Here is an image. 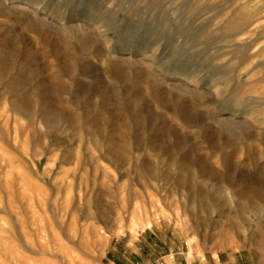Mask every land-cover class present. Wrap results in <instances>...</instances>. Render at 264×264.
<instances>
[{"label":"rangeland","instance_id":"rangeland-1","mask_svg":"<svg viewBox=\"0 0 264 264\" xmlns=\"http://www.w3.org/2000/svg\"><path fill=\"white\" fill-rule=\"evenodd\" d=\"M263 190L264 0H0V264H109L145 228L264 264Z\"/></svg>","mask_w":264,"mask_h":264},{"label":"crops","instance_id":"crops-1","mask_svg":"<svg viewBox=\"0 0 264 264\" xmlns=\"http://www.w3.org/2000/svg\"><path fill=\"white\" fill-rule=\"evenodd\" d=\"M116 245L127 249L117 248L112 260L107 261L109 264H250L251 262L243 255H230L224 251L217 252L215 256L202 253L200 257H193L187 254L186 244L180 237L167 231L162 232L159 228H155V231L143 229L131 241L129 247L123 242ZM113 250L116 251L115 248Z\"/></svg>","mask_w":264,"mask_h":264},{"label":"bare ground","instance_id":"bare-ground-1","mask_svg":"<svg viewBox=\"0 0 264 264\" xmlns=\"http://www.w3.org/2000/svg\"><path fill=\"white\" fill-rule=\"evenodd\" d=\"M25 15V14H24ZM15 20H17V19H15ZM105 20V19H104ZM14 21V20H13ZM14 23V22H13ZM15 24V23H14ZM45 24V23H44ZM43 24V25H44ZM52 25V24H51ZM69 25V24H68ZM82 26V25H81ZM15 27V26H14ZM27 28L30 30V31H33L34 32V34H36L37 36H38V38H40V40H41V42L40 43H38V44H40V48L41 47H43V48H46V47H50L51 48V50L49 49V48H46V50L47 51H45L44 49H42V50H44V52H48V50H50L51 52H52V54L54 55V59L56 58L57 60H59V59H61V64H59V62L60 61H58V66H59V68H60V70H68V69H71V68H76V60L74 59V60H72L73 59V57L71 56L72 55V53L69 51V50H67V49H62V50H60L59 48H58V46H59V44H62V43H64V44H68L67 42H65V41H68L67 39H64L63 38V36H60L59 34H57V35H53V33H51V32H42L41 30H39L38 29V26H37V24L35 23V22H29L28 24H27ZM44 28V27H43ZM59 29V28H58ZM63 30V29H62ZM70 30V29H69ZM73 30V29H72ZM84 30V29H83ZM70 32V31H69ZM71 33V32H70ZM80 35L78 36V37H76V43L78 44V45H87V43L85 42V38L84 37H86L85 36V34H84V37H83V35L81 36V33H79ZM55 39V40H54ZM65 46V45H64ZM92 47V46H91ZM90 47V49H92ZM85 48H89V46L88 47H85ZM35 51V50H34ZM13 52H14V50H13ZM28 53H30V52H28ZM35 53V52H34ZM34 53H32V55L34 54ZM42 53V52H41ZM45 54V53H44ZM27 55H29V54H27ZM43 55V54H42ZM52 55V56H53ZM30 57H32L31 55H29ZM30 57H28V58H30ZM2 59H3V62H5V59L2 57ZM57 60H55V61H57ZM86 60V59H85ZM30 61H31V59H30ZM52 61H54V60H52ZM78 61H80V60H78ZM87 61V60H86ZM32 62V61H31ZM82 63H83V61H81ZM85 62V61H84ZM29 63V62H28ZM56 63L57 62H55V65H56ZM30 64V63H29ZM84 64V63H83ZM58 67H57V69H59ZM120 68H121V65L120 64H117V63H114V64H112L111 66H109V67H107L106 68V71H115V74H118V75H120V73L118 72L119 70H120ZM59 70V71H60ZM86 70V69H85ZM59 71H58V77L59 76H61V73H59ZM88 71V70H87ZM62 72V71H61ZM92 72V71H91ZM35 75V73L33 72H31L30 74H28L27 76H26V74H25V76L24 77H26L25 78V80L26 79H28L29 78V76L31 77V76H34ZM56 77H57V75H54L53 77H51V79H53L54 80V82H55V79H56ZM117 78H119V77H116V79ZM16 79L17 78H15V79H13V81L10 83V85H9V92L11 93V92H15L16 91V87H18L17 86V84H16ZM24 80V81H25ZM31 80V79H30ZM77 83V85H80V83H79V81L78 82H76ZM76 85V86H77ZM82 85V84H81ZM38 89L39 90H41L42 89V84H40L39 86H38ZM76 90V89H75ZM68 90H66L61 84H59L58 82H55V84H54V86H53V89H52V91H50L51 93H54V94H56V95H62V94H66V92H67ZM83 92V91H82ZM82 92H80V93H82ZM16 94V93H15ZM28 94V93H27ZM28 96V95H27ZM26 97V96H25ZM76 96L74 95L73 96V98H72V100H74L75 102H80V101H78L79 99H77V98H75ZM107 99H105L104 100V102L106 101ZM180 100V99H179ZM180 103V102H179ZM108 104V103H107ZM107 104L105 105V106H107ZM61 105V104H60ZM109 105H111V103L109 104ZM108 105V106H109ZM176 105H178V103L176 104V103H174L173 104V111H175V112H178V113H180V115L179 116H184L183 115V112H180L179 110H178V108L176 107ZM18 106L19 107H17L18 109H22V110H24V108H25V104H24V102H23V100L22 101H20L19 102V104H18ZM113 105H111V106H109V107H112ZM108 107V108H109ZM114 107L115 108H118V106L117 105H114ZM113 108V107H112ZM185 118V117H184ZM185 119H187V120H190L189 118H185ZM109 121L111 120V119H108ZM107 120V121H108ZM98 122L99 121H93L92 122V125L95 127V128H98L99 127V125H98ZM72 123V122H71ZM223 124H224V126H225V128L226 129H228V123L227 122H223ZM50 125V124H49ZM73 125L75 126V122L73 123ZM72 125V126H73ZM77 126V125H76ZM99 129V128H98ZM97 131H99V130H97ZM99 133V132H98ZM122 146V145H121ZM123 147V146H122ZM119 149H121L120 148V146L117 148V149H114L116 152H118L119 151ZM125 149V148H124ZM123 150V149H122ZM116 152H114V153H116ZM109 154H112V153H109ZM112 155H114V154H112ZM117 155H118V153H117ZM119 157H121V156H119ZM184 157H185V155H184ZM208 157V156H207ZM113 158V157H112ZM200 158V157H199ZM115 159V158H114ZM120 160H121V158H120ZM123 160V159H122ZM203 160V159H202ZM118 161H119V158H118ZM125 161V160H124ZM123 163V162H122ZM143 163V162H142ZM189 163V162H188ZM199 164V163H198ZM142 166H143V164L140 166L141 168H142ZM139 167V168H140ZM145 167V169H146V167H147V165L146 166H144ZM155 167V166H154ZM192 167V166H191ZM148 168V167H147ZM150 168V167H149ZM229 168V167H228ZM153 169V168H152ZM152 169H146L147 170V172H148V175L150 176V174H151V172H152ZM177 169H178V171H181V172H183V174H187V175H190L191 174V172L193 173V169H191L192 171L190 172V166L189 165H187V164H185V163H183V162H181V163H179L178 165H177ZM200 169H206V166H205V164L203 163H200ZM226 169V168H225ZM230 169V168H229ZM228 169V170H229ZM141 170V169H140ZM208 170V169H207ZM210 170L211 169H209V172H210ZM227 170V169H226ZM144 171V170H143ZM212 171V170H211ZM209 172H207V171H203V173H207L206 175H209L210 176V174H209ZM138 173H140V171H138ZM144 173V172H143ZM142 173V174H143ZM228 173V172H227ZM146 174V173H145ZM181 175V174H180ZM214 175V177H215V175L216 174H213ZM212 175V176H213ZM160 176H162L163 177V180H164V178L165 179H167L168 178V176L169 175H158V177H160ZM171 176V175H170ZM177 176H179V175H177ZM173 177V176H172ZM182 177V176H181ZM229 177H231L230 175H229ZM235 177V176H234ZM146 178H148V177H146ZM151 178V177H150ZM161 178V177H160ZM159 178V179H160ZM187 178V177H186ZM162 179V178H161ZM229 179H231V178H229ZM165 181V180H164ZM220 181V180H219ZM172 182V181H171ZM229 182H230V180H229ZM185 185V179L184 178H180V177H178L177 178V182H176V186H178V187H183ZM194 188H197V189H200V187L199 186H194ZM171 189V188H170ZM252 189V188H251ZM253 190V189H252ZM197 191H199V190H197ZM264 191V190H263ZM258 198V197H257ZM210 205V204H209Z\"/></svg>","mask_w":264,"mask_h":264}]
</instances>
